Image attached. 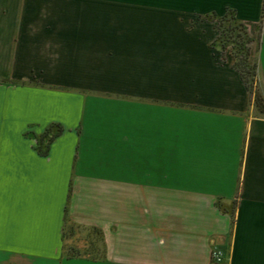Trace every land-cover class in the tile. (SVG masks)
Returning a JSON list of instances; mask_svg holds the SVG:
<instances>
[{
  "label": "crops",
  "instance_id": "1",
  "mask_svg": "<svg viewBox=\"0 0 264 264\" xmlns=\"http://www.w3.org/2000/svg\"><path fill=\"white\" fill-rule=\"evenodd\" d=\"M227 7L264 98V0H0V264H264V114L215 41ZM70 224L101 255L66 254Z\"/></svg>",
  "mask_w": 264,
  "mask_h": 264
},
{
  "label": "trees",
  "instance_id": "2",
  "mask_svg": "<svg viewBox=\"0 0 264 264\" xmlns=\"http://www.w3.org/2000/svg\"><path fill=\"white\" fill-rule=\"evenodd\" d=\"M263 11V7H262ZM215 16V14H214ZM217 18L215 19L216 21V26H217V36L215 38V41L223 48H226V45L224 44L225 41H229L233 45L232 48L234 50L230 51L231 56L235 57L236 56V50H243V56L240 54V60L242 62L241 64H237L235 60L232 61V66L235 67L242 79L243 82L245 83V86L253 96V103L257 110L264 114V98L262 94L259 92L257 89L256 91H253L251 89V86L249 85L245 75L244 71L248 72L251 75V80L254 82L256 80V63H252L249 65L248 63V57L250 56L251 53V47H250V42L252 41V38L247 32L246 25L243 21L239 20L235 14L234 11L230 8H225V11L223 14L216 16ZM259 43V37L257 36V39L255 41V46L254 48H257ZM253 68L252 71L250 72L249 68ZM50 129L47 128V130ZM61 130V127L59 125L56 126L55 133L59 132ZM44 135V134H43ZM53 134L50 135L49 139L52 137Z\"/></svg>",
  "mask_w": 264,
  "mask_h": 264
},
{
  "label": "rangeland",
  "instance_id": "3",
  "mask_svg": "<svg viewBox=\"0 0 264 264\" xmlns=\"http://www.w3.org/2000/svg\"><path fill=\"white\" fill-rule=\"evenodd\" d=\"M210 17H212L214 20L217 18L216 16H213V15H210ZM224 44L226 45V48L228 49L229 51V55L233 60H235L237 62V64H241L242 65V62L240 60V54L243 56V50H236V56L233 57L231 56V53L230 51L234 50V48H232V46L235 44H232L231 42L229 41H225ZM253 43L250 42V47H251V51H252V47H253ZM253 55H250L248 57V63L249 65H251L252 63H255L253 57ZM253 68H249L250 72L252 71ZM244 75L249 83V85L251 86V89L253 91H256L258 88H257V80H255L254 82L251 80V75L244 71ZM51 129V128H50ZM52 130L55 131V129L53 128ZM40 148H41V145H40ZM42 149V148H41ZM67 231H68V234L71 233L70 235H73V234H77V233H80V234H84V237L81 238V236L79 235V238L78 241L82 242V244H80L79 247H76L74 246V244H72L70 241H71V238H65V241H64V252L68 255H77V254H88V255H93V256H99L101 255V251H102V246H101V242H100V238H99V235L98 233L92 229V228H85V227H82V226H73V225H68L67 228L65 229V235L67 236Z\"/></svg>",
  "mask_w": 264,
  "mask_h": 264
},
{
  "label": "built area",
  "instance_id": "4",
  "mask_svg": "<svg viewBox=\"0 0 264 264\" xmlns=\"http://www.w3.org/2000/svg\"><path fill=\"white\" fill-rule=\"evenodd\" d=\"M210 258H211V261L214 263H221L223 260L222 252L220 250L213 249L211 250Z\"/></svg>",
  "mask_w": 264,
  "mask_h": 264
}]
</instances>
